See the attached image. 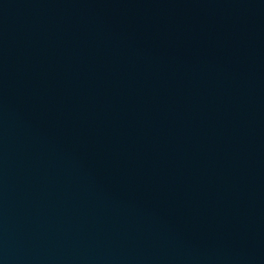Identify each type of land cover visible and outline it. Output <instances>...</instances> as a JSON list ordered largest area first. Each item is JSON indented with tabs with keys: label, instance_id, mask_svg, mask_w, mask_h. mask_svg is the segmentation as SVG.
I'll return each mask as SVG.
<instances>
[{
	"label": "water",
	"instance_id": "95a60500",
	"mask_svg": "<svg viewBox=\"0 0 264 264\" xmlns=\"http://www.w3.org/2000/svg\"><path fill=\"white\" fill-rule=\"evenodd\" d=\"M0 264H264V0H0Z\"/></svg>",
	"mask_w": 264,
	"mask_h": 264
}]
</instances>
